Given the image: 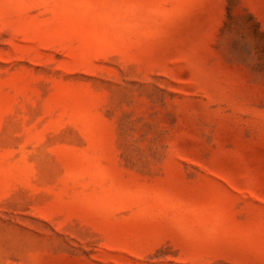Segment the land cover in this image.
<instances>
[{
  "label": "rangeland",
  "instance_id": "rangeland-1",
  "mask_svg": "<svg viewBox=\"0 0 264 264\" xmlns=\"http://www.w3.org/2000/svg\"><path fill=\"white\" fill-rule=\"evenodd\" d=\"M0 264H264V0H0Z\"/></svg>",
  "mask_w": 264,
  "mask_h": 264
}]
</instances>
